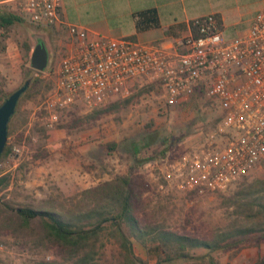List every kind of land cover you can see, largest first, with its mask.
<instances>
[{
    "label": "rangeland",
    "instance_id": "rangeland-1",
    "mask_svg": "<svg viewBox=\"0 0 264 264\" xmlns=\"http://www.w3.org/2000/svg\"><path fill=\"white\" fill-rule=\"evenodd\" d=\"M20 3L0 0L1 9L22 18L7 31H0V88L9 94L26 79L31 82L37 77L38 82L29 85L19 99L8 127L7 152L0 159V175L7 173L10 180L0 191V243L9 251L0 250V264H53L69 253L44 236L39 218L28 226L23 224L15 212L17 207L113 213L118 208L116 199L124 192V177L133 187L135 216L154 226L201 236L239 226H264V213L259 210L264 203V158L224 192L193 195L179 189L174 176L166 178L184 151L201 148L215 133L221 111L202 93L192 92L168 106L156 87L143 95L138 89L129 103L117 97L92 109L72 105L47 127L41 106L56 79L53 71L62 49L49 51L45 71L34 72L30 54L35 25ZM233 29L229 26L225 34L231 35ZM25 44L30 46L29 52ZM103 225L91 262L120 264L122 249L110 234L115 225L112 221ZM260 234L257 228L256 235ZM130 241L136 257L156 262L136 239ZM256 250L258 256L264 254V237L256 241L255 235H246L229 239L226 247L212 255L219 264H252L249 254ZM195 251L205 253L204 249ZM84 253L78 252L67 264H74ZM174 264L210 263L192 258Z\"/></svg>",
    "mask_w": 264,
    "mask_h": 264
},
{
    "label": "built area",
    "instance_id": "built-area-1",
    "mask_svg": "<svg viewBox=\"0 0 264 264\" xmlns=\"http://www.w3.org/2000/svg\"><path fill=\"white\" fill-rule=\"evenodd\" d=\"M20 4L32 24L61 26L68 35L41 106L47 127L72 105L92 109L147 86L141 95L156 87L168 106L197 91L221 111L215 133L201 148L184 151L166 178L174 176L178 188L193 195L224 192L264 158V5L242 34L227 36L208 14L194 20L197 35L164 45L90 34L62 21L61 0ZM0 250L9 252L3 243Z\"/></svg>",
    "mask_w": 264,
    "mask_h": 264
},
{
    "label": "trees",
    "instance_id": "trees-1",
    "mask_svg": "<svg viewBox=\"0 0 264 264\" xmlns=\"http://www.w3.org/2000/svg\"><path fill=\"white\" fill-rule=\"evenodd\" d=\"M215 16L221 23L219 16ZM21 20L22 18L18 15L0 8V30L7 31L12 24ZM200 20H203V18H200ZM190 27L193 34L197 35V24L192 21ZM25 50L27 52L30 51L28 44H25ZM34 72L38 75L42 74L43 71L34 70ZM37 82L38 78L33 77L30 86ZM149 88L148 86L141 88L139 92L147 91ZM7 95L8 93L3 92L2 88H0V103ZM132 96L125 98L124 102L129 103ZM112 107L111 105L109 110ZM6 152L7 149L5 147L0 159ZM9 181L7 173L0 175V191L8 186ZM122 187H124V192L116 199L118 208L116 207L113 213L99 209H91L79 213H66L54 210H38L30 206L17 207L15 212L21 218L22 223L27 226L31 220L39 218L44 226V236L69 252L61 261L53 264H67L80 251L85 253L74 260V264H94L91 260L102 237L103 224L108 221H112L115 225H113L114 228L110 231V234L119 241L122 249L119 253L122 261L120 264H150L146 259L136 257L133 254L131 237L146 248L149 257L157 258L154 264H174L177 260L184 261L192 258L206 260L210 264H219L212 252L226 247L229 239L255 235L257 241L264 237V226L261 227L259 223L223 229L213 236L179 233L160 225L154 226L135 216L134 207L136 202L133 197V187L127 177L122 179ZM261 206L264 209V203H261ZM263 209H259L261 213H264ZM122 226H125L128 230L124 231ZM257 228L261 232L260 235H256ZM196 249H204L205 253H196ZM252 264H264V254L259 255Z\"/></svg>",
    "mask_w": 264,
    "mask_h": 264
},
{
    "label": "crops",
    "instance_id": "crops-1",
    "mask_svg": "<svg viewBox=\"0 0 264 264\" xmlns=\"http://www.w3.org/2000/svg\"><path fill=\"white\" fill-rule=\"evenodd\" d=\"M263 5L264 0H61L60 16L90 34L172 45L191 32L192 21L208 14L219 16L225 31L234 27L228 36L242 34ZM34 39L44 41L50 53L69 45L61 26L35 25ZM5 48L9 51L8 40ZM249 255L254 262L257 250Z\"/></svg>",
    "mask_w": 264,
    "mask_h": 264
},
{
    "label": "water",
    "instance_id": "water-1",
    "mask_svg": "<svg viewBox=\"0 0 264 264\" xmlns=\"http://www.w3.org/2000/svg\"><path fill=\"white\" fill-rule=\"evenodd\" d=\"M48 63V47L44 41L35 40V45L30 54V66L36 71H43L47 68ZM29 85L30 79H26L21 86L9 93L0 103V156L7 142L10 120L16 112L21 95L27 90Z\"/></svg>",
    "mask_w": 264,
    "mask_h": 264
}]
</instances>
